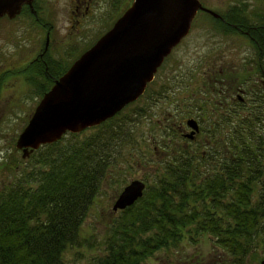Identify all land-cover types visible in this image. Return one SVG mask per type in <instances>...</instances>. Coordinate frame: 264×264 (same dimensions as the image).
<instances>
[{"label":"trees","instance_id":"16d2710c","mask_svg":"<svg viewBox=\"0 0 264 264\" xmlns=\"http://www.w3.org/2000/svg\"><path fill=\"white\" fill-rule=\"evenodd\" d=\"M248 1L238 0L225 16L211 17L250 38L258 56L257 75L264 79V9L250 10ZM43 86H38L42 93ZM250 87L249 107L233 113L234 122L226 115L223 138L216 135L222 129L218 120L207 124L214 140L199 157L206 161L203 168L182 144L171 152L162 173L151 167L156 180L145 185L133 205L119 211L106 238V253L93 257L91 264H140L186 235L195 241L202 234L210 235L233 264L256 257L255 246L264 247V87ZM137 105L40 146L29 156L35 154L33 166L0 189V264H65L63 253L79 243L80 225L105 176L109 147L117 140L128 142L127 126L141 114ZM192 116H183L182 124Z\"/></svg>","mask_w":264,"mask_h":264},{"label":"rangeland","instance_id":"374dc122","mask_svg":"<svg viewBox=\"0 0 264 264\" xmlns=\"http://www.w3.org/2000/svg\"><path fill=\"white\" fill-rule=\"evenodd\" d=\"M200 1L224 16L239 3L238 0ZM66 2L62 0L46 12L47 20L57 27V32L61 30L63 33V27L68 25L65 18L70 6ZM248 3L252 4L248 5L250 10L253 7L259 11L264 9L263 0H249ZM119 7H122V0H109L102 8L99 6L91 19L95 20H88L74 40L77 39L81 45L94 41L106 22L120 13ZM27 16L23 12L11 19H0V62L5 63L0 72L11 68L12 59L16 60L18 67L22 66L21 63L42 41L44 33L39 35L32 31L35 29L34 19ZM70 36H64L63 45L72 40ZM257 59V51L244 33L215 21L206 12L196 14L188 35L164 60L145 95L124 110L129 112L138 104L141 114L130 127L127 126L125 134L128 135V142L117 140L109 147L111 152L105 176L80 225L79 243L67 247L63 253L65 264H91L93 257L106 253L105 242L110 227L121 215L119 211L112 212L119 193L134 179L145 184L156 180L157 171L159 174L163 172L165 163L172 158L171 152L179 144L186 147L185 152H194L195 163L203 168L206 161L202 162L199 157L208 150L207 143L214 140V137L210 138L207 124L218 120L222 129L216 135L221 134L223 138L228 129L226 115L230 122H234L236 117L233 113L237 115V112L247 110L252 101L250 85L258 84ZM33 68L40 69L37 66H22L17 68L19 74H0V189L11 179L15 180L20 172L30 169L35 161V154L27 157L29 159L21 157V151L15 147L16 141L42 97L38 86L45 84L47 76L56 78L58 75L52 70L51 75H45ZM243 80L246 84L242 88L246 92L243 104L238 105L241 102L234 100L235 96L230 99L228 91L230 85ZM187 114L203 119V130L194 142L181 138L177 132L181 118ZM86 135L88 132L77 139L81 140ZM151 167L158 170L153 172ZM254 252L256 257L248 263L246 261L247 264H258L263 258L264 247L255 246ZM228 257L212 243L210 235H199L195 241L186 235L176 246L156 250L140 264H233L232 258Z\"/></svg>","mask_w":264,"mask_h":264},{"label":"water","instance_id":"95a60500","mask_svg":"<svg viewBox=\"0 0 264 264\" xmlns=\"http://www.w3.org/2000/svg\"><path fill=\"white\" fill-rule=\"evenodd\" d=\"M32 0H0V18H13ZM199 11L220 15L200 0H133L130 6L40 98L15 147L21 157L54 143L66 133L99 125L136 100L157 68L186 37ZM191 138L198 124L189 119ZM145 183L130 181L112 210L125 209L142 197ZM259 264H264V255Z\"/></svg>","mask_w":264,"mask_h":264},{"label":"flooded vegetation","instance_id":"af4514ba","mask_svg":"<svg viewBox=\"0 0 264 264\" xmlns=\"http://www.w3.org/2000/svg\"><path fill=\"white\" fill-rule=\"evenodd\" d=\"M60 1L62 0H32L31 5L27 3L22 4L21 11L17 15L19 16L23 12H26V16L27 15L32 16L34 19L32 23L34 24L35 29H33L32 31H35L39 35L44 33L42 41L37 44V47H35L32 52L30 51L31 54L21 64H23L22 66L24 67L26 66L27 67L29 66L40 67L41 72H43V74L45 75L47 74L51 75L53 71L58 75L56 78H54L53 76L52 77L47 76V80L43 86V88H46L45 92L51 88V86L54 84V81L56 79H58L61 75H63L70 68V66L74 63L76 59L79 58V56L82 53H84L87 49H89L104 33H106L113 26L115 21L130 6L133 0L131 2L130 0H122V7L117 8L121 10L120 13L116 17L112 18V21H107L106 24L104 25V29L102 30V32L95 38L94 41L90 43H86V45H81V42H78L77 39L74 40L75 35L81 34V31L83 30V26L87 23V21L95 17V13L97 12V10H99L97 8H99V6H101L102 8V5L106 3L108 4L109 0H66L67 1L66 4L67 6H70V10H69L68 16L65 18V22L68 23V25L66 26L65 24V26L63 27L64 28L63 33L61 32V30L57 32V27L55 28L54 24L50 23V21L47 20L48 14L46 13L47 11H49V9H51V6H54V7L57 6L58 2ZM116 4L118 5L119 1ZM3 17L8 18L7 16H3ZM3 17H1L0 19H2ZM94 20H91V21H94ZM220 20L225 22L223 18H220ZM34 22H36V24ZM232 26L235 27V25L233 24ZM56 32H57V35L55 36L54 34ZM59 34H61L60 38L56 39V37ZM66 35H69V36L71 35L70 38H72V40L63 45L62 43L64 41L63 38ZM169 54L164 58V60L169 56ZM17 65L18 64L16 60L12 59L11 68L7 67L5 70L1 71L0 74H6V73L19 74L18 72H16L18 71L17 68L22 67V66L18 67ZM161 65L157 68L156 73L154 74L153 80L155 79V76L159 68L161 67ZM3 66H5V63L1 61L0 67H3ZM12 67H13V70H12ZM256 80L258 81L257 85L264 87L263 78L257 77ZM151 82L147 84L144 92L136 100L125 105V107L122 108L117 113L119 114L127 106H129L130 104L136 103L141 97H143ZM252 85H255V84H252ZM229 87L230 88L228 91L229 92L228 95L230 99H233L235 96L234 100L238 99L240 102H243L244 101L243 94L246 92V90L243 89L241 85H237V86L230 85ZM45 92H43L42 95ZM191 118H193L198 124V132H196L193 137L191 138L187 137V135L192 131V128L187 124L188 120L185 121L184 124L180 122L177 128V131L181 138L187 139L189 142H194L197 136L203 130L201 126L203 119L196 118L195 116H192ZM122 210L124 209H118L116 211L112 210V212L116 213Z\"/></svg>","mask_w":264,"mask_h":264}]
</instances>
